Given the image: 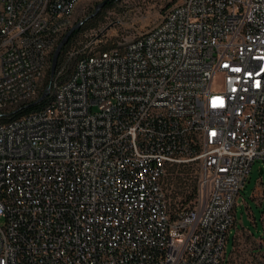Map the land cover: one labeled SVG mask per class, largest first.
<instances>
[{
	"label": "built area",
	"instance_id": "built-area-1",
	"mask_svg": "<svg viewBox=\"0 0 264 264\" xmlns=\"http://www.w3.org/2000/svg\"><path fill=\"white\" fill-rule=\"evenodd\" d=\"M80 1L0 0V264H264L226 251L264 170V0H126L155 22L55 74Z\"/></svg>",
	"mask_w": 264,
	"mask_h": 264
},
{
	"label": "rangeland",
	"instance_id": "rangeland-1",
	"mask_svg": "<svg viewBox=\"0 0 264 264\" xmlns=\"http://www.w3.org/2000/svg\"><path fill=\"white\" fill-rule=\"evenodd\" d=\"M96 5V0H81L77 6V15L81 16L82 19L89 18L94 13ZM98 16L99 19L93 27L84 29L79 34L75 44V50L80 49L82 44L91 35L99 32H103L102 43H99L100 48H107L132 39L152 25L157 15L154 11L142 10L126 0H116L112 5L100 8ZM177 180L175 178L174 182L176 183ZM183 182H185V191L187 190V185L188 188H192L194 184L193 181L182 179V184ZM236 220L240 226H243L249 231L252 239L262 238L264 240V170L260 173V164L258 162L254 163L249 181L240 193L236 205ZM234 234L235 228H232L226 246L227 258L230 257L232 251ZM234 244L236 246L240 245L242 250L246 249L247 253L257 250L256 243L250 241L245 235V232L237 233L234 237ZM260 251L264 253V245L260 247ZM253 258L255 259V257ZM253 258L251 259L245 256L242 251L237 252L235 257L232 255L228 259V263L250 264L255 262Z\"/></svg>",
	"mask_w": 264,
	"mask_h": 264
},
{
	"label": "trees",
	"instance_id": "trees-1",
	"mask_svg": "<svg viewBox=\"0 0 264 264\" xmlns=\"http://www.w3.org/2000/svg\"><path fill=\"white\" fill-rule=\"evenodd\" d=\"M115 1L116 0H111L101 8L108 7V6L112 5ZM98 15H99V11L97 13H93L92 16H90L91 18L89 17L87 19H84L83 22L81 24H79V27L77 29H75L69 35V37L67 38L64 45L61 47L59 54L57 56V60H56L55 67H54V69H55L54 73L55 74L58 72V70L60 68H62V66L64 67V72L69 73V71L73 67V64L76 62V60L79 59L87 51V48L85 47V45H86L88 40H86L82 44L80 49H77V50L74 49L75 44H76L77 38L79 37V34L82 32V30L93 27L94 24H96V21L99 19ZM100 49H105V48H100ZM51 74H52V72H51ZM50 76L51 75L48 76L47 81H49ZM48 100H49V97L46 96V98L42 99V100L40 99L38 101H31V102L24 103L21 106H19L14 112H12L11 116L21 115V114L27 113L33 109L40 108L42 105L46 104Z\"/></svg>",
	"mask_w": 264,
	"mask_h": 264
},
{
	"label": "water",
	"instance_id": "water-1",
	"mask_svg": "<svg viewBox=\"0 0 264 264\" xmlns=\"http://www.w3.org/2000/svg\"><path fill=\"white\" fill-rule=\"evenodd\" d=\"M109 1L111 0H103L99 3H97L96 7H95V12L94 13H97L101 7H103L106 3H108ZM79 27V24H75L69 31L68 33L64 36V38L62 39V41L60 42V44L58 45V47L56 48L55 50V53H54V56H53V60H52V71L55 67V63H56V60H57V56L59 54V51L61 49V47L64 45V43L66 42L67 38L69 37V35ZM263 171H260V173H262Z\"/></svg>",
	"mask_w": 264,
	"mask_h": 264
},
{
	"label": "crops",
	"instance_id": "crops-1",
	"mask_svg": "<svg viewBox=\"0 0 264 264\" xmlns=\"http://www.w3.org/2000/svg\"><path fill=\"white\" fill-rule=\"evenodd\" d=\"M244 233L245 232V235L250 239V241L256 243L257 245V250L254 251L255 253H259V254H264L263 252L260 251V247H262L264 245V240L262 238H259V239H252L251 238V234L249 233V231L247 229H245L243 226H240L238 225V228L235 229V234L233 236V239H232V242H234V237L237 235V233ZM239 241V240H238Z\"/></svg>",
	"mask_w": 264,
	"mask_h": 264
}]
</instances>
